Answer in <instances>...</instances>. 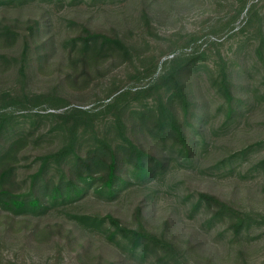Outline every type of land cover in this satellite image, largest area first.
<instances>
[{
	"label": "trees",
	"instance_id": "16d2710c",
	"mask_svg": "<svg viewBox=\"0 0 264 264\" xmlns=\"http://www.w3.org/2000/svg\"><path fill=\"white\" fill-rule=\"evenodd\" d=\"M26 1L0 0V76L7 71L14 75L12 84L0 87V241L10 240L16 231L37 243L61 235L62 221L50 222L42 214L49 205H65L64 209L77 201V209L65 210L73 219L65 236L76 238L80 248L77 264H130L127 257L145 264H214L211 257L202 259L192 250L202 240L199 236L191 245L177 236L179 218L166 215L157 221L146 202L149 193L125 211L97 209V202L116 197L132 182L138 186L134 191H143L152 179L161 178L168 165L162 153L166 146L187 160H195L205 149L202 127L212 107L196 93V80L190 74L196 73L191 70L199 61L203 60L208 87L220 100L216 110L223 112L222 126L250 112L264 100V90L248 81L241 84L239 73L220 57L212 64L204 62L209 47L199 49L195 37L161 50L168 55L154 76L161 55H142L121 29L123 17L112 25L72 14L56 39L48 12L25 9ZM154 1L138 0L134 5L136 17L148 29H152ZM246 2L241 0L239 10ZM253 6L246 9L252 17ZM179 47L184 48L175 53ZM254 51L264 84L262 44ZM133 60L139 64L133 65L131 76L150 80L133 88L113 83L104 96L108 100H98L90 109L72 106L56 112L71 100L57 91L35 92L29 86L34 72L48 69L49 64L65 71L64 80L78 88L88 84L90 71ZM250 148L241 146L220 161L230 167ZM259 164L264 168V159ZM186 198L191 212H200L204 223L220 222L219 233L228 231V237H239L264 220V214L212 191L196 189ZM84 230L95 231L111 243V254L104 255L99 247L91 250ZM236 252L244 261L243 250Z\"/></svg>",
	"mask_w": 264,
	"mask_h": 264
},
{
	"label": "rangeland",
	"instance_id": "374dc122",
	"mask_svg": "<svg viewBox=\"0 0 264 264\" xmlns=\"http://www.w3.org/2000/svg\"><path fill=\"white\" fill-rule=\"evenodd\" d=\"M137 2L138 0H73L67 3L61 0L58 3L55 0H27L24 8H43L47 11L56 39L72 14H78L82 18L88 16L94 23L112 25H117L116 20L123 17L120 25L128 41L136 44L139 52H143L142 55H161L154 76L161 71V62L168 55L161 54V50L173 43L180 44L195 37L196 43H201L199 49L209 47L204 62L212 64L220 61V57L223 62L231 65L234 73H239L241 84L248 81L264 90V84L260 80L261 62L254 51L258 43L262 44L264 51V41H261V36H264V0H247L245 8L240 10L241 0H155L150 14L152 29L145 27L143 21L136 17L134 5ZM253 3L252 14L255 16L252 17L246 9ZM210 41L217 43L210 44ZM55 43L57 45V41ZM192 46L195 47V44ZM183 48H177L175 53ZM189 49L187 47L186 50ZM202 62L199 61V66L191 70L196 73L190 74L196 80L193 81L194 90L212 107L207 122L202 127L205 149L198 152L195 160H187L166 146L162 153L167 156L168 165L161 178L152 179L148 188L143 191H134L138 186L132 182L116 197L99 199L97 209L115 207L125 211L128 204L132 205L149 193L152 199L147 198L146 202L152 207L157 221L159 217L166 215L177 217L180 219V233L176 232L179 238L188 239L189 245L195 243L198 236L202 239L192 248L200 258L211 257L214 264H263L264 220H258L259 224L253 225L247 233L233 238L228 237V231L219 233L223 230L220 222L204 223L200 220V212H191L188 208L186 194L198 189L218 193L246 210L264 214V168L259 164L264 159V100L257 101L250 112L244 111L233 122L222 126L223 112L216 110L220 100L207 85L204 74L206 70L201 65ZM138 64L133 60L132 64L117 66L108 63L100 66L101 71H90L88 84L78 88L64 80L65 71H58L54 64H49L48 69L34 72L29 86L35 92L57 91L71 100L56 112L72 106L90 109L98 100H108L104 96L113 83H126L124 88L129 85L133 88L149 81L150 78L136 80L131 76L134 73L133 65ZM12 77L14 75L11 71L0 76V87L12 84ZM33 110L42 112L39 109ZM241 146L251 148L232 166L220 161ZM175 155L178 157L177 161L173 160ZM75 203L77 201L71 202L70 206L66 205L64 209L65 205H49L42 214L50 222L62 221L61 235L37 243L21 231H16L12 233L10 240L0 241V264H77L80 249L77 240L65 236L73 221L68 211L77 209ZM84 232L91 241V250L96 251L94 249L99 247L104 255L111 254L113 245L100 234L95 231ZM170 232L174 230L171 228ZM188 244L185 243L186 246ZM239 248L243 250L244 261L236 254ZM127 261L130 264H145L132 257H127Z\"/></svg>",
	"mask_w": 264,
	"mask_h": 264
}]
</instances>
